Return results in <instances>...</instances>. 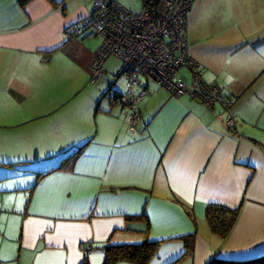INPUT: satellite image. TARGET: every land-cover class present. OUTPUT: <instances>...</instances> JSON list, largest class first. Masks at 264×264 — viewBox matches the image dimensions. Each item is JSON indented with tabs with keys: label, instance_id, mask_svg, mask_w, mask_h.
<instances>
[{
	"label": "crops",
	"instance_id": "1",
	"mask_svg": "<svg viewBox=\"0 0 264 264\" xmlns=\"http://www.w3.org/2000/svg\"><path fill=\"white\" fill-rule=\"evenodd\" d=\"M94 1L0 0V264H81L88 243L103 264L102 245L145 240L161 241L149 264H171L191 234L176 264L264 256V0H192L187 15V54L236 99L235 133L219 106L151 80L129 132L113 83L89 82L96 49L63 36ZM208 205L238 210L224 240Z\"/></svg>",
	"mask_w": 264,
	"mask_h": 264
},
{
	"label": "built area",
	"instance_id": "2",
	"mask_svg": "<svg viewBox=\"0 0 264 264\" xmlns=\"http://www.w3.org/2000/svg\"><path fill=\"white\" fill-rule=\"evenodd\" d=\"M192 0H159L154 10L131 12L115 0H95L91 16L68 26L66 41L101 38L90 64L92 84L104 82V62L118 59L121 67L115 79L124 78L125 93H108L110 105L125 113L127 130L136 132L140 124L139 105L146 97L140 78L153 81L171 97L188 95L207 111L219 106L229 133L236 132L232 110L236 99L225 93L219 83H206L204 69L187 54L186 22ZM188 71L189 82L178 76Z\"/></svg>",
	"mask_w": 264,
	"mask_h": 264
},
{
	"label": "trees",
	"instance_id": "3",
	"mask_svg": "<svg viewBox=\"0 0 264 264\" xmlns=\"http://www.w3.org/2000/svg\"><path fill=\"white\" fill-rule=\"evenodd\" d=\"M142 4V10L151 11L154 10L159 0H140ZM81 149H78L73 155L66 160L74 159ZM190 211V210H189ZM187 214L191 216V213L187 211ZM238 217V210H230L218 205H208L205 209V220L210 232L217 236L219 239L224 240L230 233ZM194 235L191 234L181 238L185 245V252L178 260L171 264H176L183 257L189 255L192 252ZM161 241H148L145 240L139 244H121L110 245L105 244L99 247L104 254L103 264H149L151 259L157 252L158 246ZM90 243L83 244L82 250L84 252V258L81 264H89L87 254L92 249ZM207 264H264V256L248 260V261H220L217 259L210 260Z\"/></svg>",
	"mask_w": 264,
	"mask_h": 264
},
{
	"label": "rangeland",
	"instance_id": "4",
	"mask_svg": "<svg viewBox=\"0 0 264 264\" xmlns=\"http://www.w3.org/2000/svg\"><path fill=\"white\" fill-rule=\"evenodd\" d=\"M117 1L119 4H121L123 7H125L127 10L131 11V12H140L142 10V4L140 0H115ZM80 41H85L86 44L93 50L97 49L100 44H101V38L96 37V38H87L84 40H80ZM121 67V63L118 59L114 58V57H109L105 62H104V69L107 71V79L104 82H108L111 81L112 84H110V88L111 91L109 92L110 94L113 92H118V93H125L127 90V86H126V80L124 78H118L117 80L115 79V76L117 74V72L119 71ZM185 70L182 69L178 72V76L180 78H182L184 80L185 75L187 76L186 72H184ZM185 73V74H184ZM71 77V82L74 81V79L79 78V75H75V74H69ZM189 77V74H188ZM141 84L145 82L144 78H140ZM89 82L91 84V86L93 87H98V85H100V83L97 84H92L90 77H89ZM112 85V86H111ZM92 89V88H91ZM89 87L85 90H82L81 92L86 93V97L87 100L85 101L86 104H88V102L91 101V94H92V90ZM59 90V88L57 87V91ZM94 91V90H93ZM107 90H105L103 93H106ZM106 98H108V92L106 93V95H104ZM93 107V110L96 108ZM91 107V108H92Z\"/></svg>",
	"mask_w": 264,
	"mask_h": 264
}]
</instances>
